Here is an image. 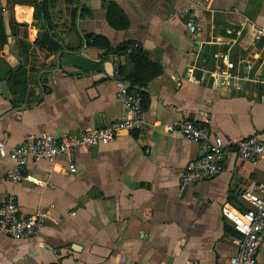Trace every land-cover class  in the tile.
I'll list each match as a JSON object with an SVG mask.
<instances>
[{
	"label": "crops",
	"instance_id": "0c3cea01",
	"mask_svg": "<svg viewBox=\"0 0 264 264\" xmlns=\"http://www.w3.org/2000/svg\"><path fill=\"white\" fill-rule=\"evenodd\" d=\"M41 2L0 0V60L11 67L8 99L0 88V141L11 148L121 120L115 55L130 90L144 96L143 116L106 145L52 163L27 159L18 182L7 179L13 162L0 154V203L12 194L24 215L48 211L33 236H0V264H230L236 234L222 208L251 207L243 192L264 184V157L242 159L229 145L217 175L183 188L187 163L204 150L164 125L191 119L226 144L264 141V38L255 39L264 0H45L43 31L62 52L99 65L88 72L62 65L61 51L40 40ZM185 8L202 25L195 34L178 15ZM135 50L147 62L137 64ZM221 71L233 73L232 84L213 81Z\"/></svg>",
	"mask_w": 264,
	"mask_h": 264
},
{
	"label": "built area",
	"instance_id": "2783aa9c",
	"mask_svg": "<svg viewBox=\"0 0 264 264\" xmlns=\"http://www.w3.org/2000/svg\"><path fill=\"white\" fill-rule=\"evenodd\" d=\"M178 15L183 20L188 34H195L201 29L202 25L195 18L192 9L179 10ZM255 31L256 40L264 38V24L256 27ZM224 59H227L226 55ZM111 63L112 78L117 88L116 97L124 110L122 119L100 128L84 130L79 134L55 136L44 133L11 148L0 141V154L7 152L13 162L6 172L8 180L18 182L24 179V167L29 158L52 163L59 156L72 154L76 150H88L106 145L118 137L121 132L139 128L143 116L142 95L140 92L130 90L121 72L119 56H113ZM54 70L56 69L49 71ZM212 78L217 85H227L232 84V80L236 77L231 72L221 71L214 72ZM158 125V122L153 123L154 127ZM164 127L168 132H178L189 140L201 144L204 150L203 156L187 163L181 179L183 188L217 175L222 168L229 145H232L238 157L242 159L257 162L264 157V141L256 136L226 144L207 126L191 119L167 123ZM45 184L47 182H37L40 187ZM243 198L251 205L244 212H236L228 206L222 208L223 216L231 223L236 234L234 242L237 245V252L230 258V264H259L258 250L264 238V184L253 183L243 192ZM47 215L48 211L42 209L33 214H22L16 204L15 196L10 194L4 202L0 203V236L6 235L12 239L29 238L38 232Z\"/></svg>",
	"mask_w": 264,
	"mask_h": 264
},
{
	"label": "water",
	"instance_id": "95a60500",
	"mask_svg": "<svg viewBox=\"0 0 264 264\" xmlns=\"http://www.w3.org/2000/svg\"><path fill=\"white\" fill-rule=\"evenodd\" d=\"M40 40L49 47L53 52H60L61 51V45L58 43L54 38L50 36V34L47 31H42L40 33ZM60 63L67 67H72L78 71H95L99 70L100 67L97 64H94L93 62L87 60L83 55L75 52H69V51H61L60 52ZM200 68L196 72V79L200 80L203 70L202 67L203 61L200 62ZM11 70V67L9 64L1 59L0 60V88L1 92L4 96V98H9L7 86H6V78Z\"/></svg>",
	"mask_w": 264,
	"mask_h": 264
},
{
	"label": "trees",
	"instance_id": "16d2710c",
	"mask_svg": "<svg viewBox=\"0 0 264 264\" xmlns=\"http://www.w3.org/2000/svg\"><path fill=\"white\" fill-rule=\"evenodd\" d=\"M44 4H45V0H43V2H41L40 7L38 8V10L36 9L35 16H36V19H38V20H40V18L38 17L40 14H41V16L46 17V11H45V5ZM37 25L39 26L40 31L42 32L44 30V25L41 22V20H40V22H37ZM2 29H3L2 28V22H1V19H0V35L2 34ZM125 50L126 49H124V47L123 48H120V49H118L115 52V54H118L119 55L122 51H125ZM130 57H132L137 62V64L138 63H141V62H147V55L145 53H143V52L138 51V50H135L133 52V55L130 54ZM142 67H144V66H142ZM145 78L148 80L149 76H147ZM146 79L143 81V83L146 82ZM141 95H142V109H143V106H144V96H143V94H141Z\"/></svg>",
	"mask_w": 264,
	"mask_h": 264
},
{
	"label": "bare ground",
	"instance_id": "6f19581e",
	"mask_svg": "<svg viewBox=\"0 0 264 264\" xmlns=\"http://www.w3.org/2000/svg\"><path fill=\"white\" fill-rule=\"evenodd\" d=\"M19 9H20V8H19ZM18 12H19V10H18ZM21 17H22V16H21ZM21 17H20V18H21ZM28 17H29V16H28ZM22 19H24V20H25V18H21V20H22ZM27 19H30V18H27ZM27 22H28V21H27Z\"/></svg>",
	"mask_w": 264,
	"mask_h": 264
}]
</instances>
